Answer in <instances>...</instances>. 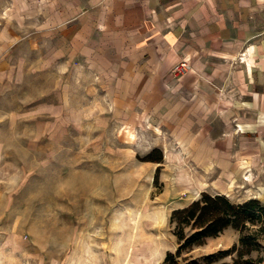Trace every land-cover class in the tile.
Here are the masks:
<instances>
[{"label":"rangeland","instance_id":"obj_1","mask_svg":"<svg viewBox=\"0 0 264 264\" xmlns=\"http://www.w3.org/2000/svg\"><path fill=\"white\" fill-rule=\"evenodd\" d=\"M78 3L0 0V264H162L178 248L172 213L202 193L264 205V85H241L237 61L171 71L196 77L175 133L154 102L130 112L120 81L80 53ZM241 237L230 228L191 256Z\"/></svg>","mask_w":264,"mask_h":264},{"label":"crops","instance_id":"obj_2","mask_svg":"<svg viewBox=\"0 0 264 264\" xmlns=\"http://www.w3.org/2000/svg\"><path fill=\"white\" fill-rule=\"evenodd\" d=\"M75 7L80 53L120 81L114 94L125 95L121 100L128 99L130 112L136 105L151 110L154 102L175 133L182 132L180 93L194 95L196 69L227 70L237 61L241 85H264V43L257 41L264 34V0H79ZM68 17L73 22L72 13ZM69 37L76 44L67 29ZM182 61L194 72L179 83L170 72ZM185 116L187 135L193 120Z\"/></svg>","mask_w":264,"mask_h":264},{"label":"trees","instance_id":"obj_3","mask_svg":"<svg viewBox=\"0 0 264 264\" xmlns=\"http://www.w3.org/2000/svg\"><path fill=\"white\" fill-rule=\"evenodd\" d=\"M170 223L178 248L168 252L162 264H228L221 262L235 253L237 257L232 264H258L250 257L259 237V231L251 228L262 225L264 231V205L258 200L234 204L226 196L204 192L186 208L175 210ZM230 228L242 234L239 246L200 259L191 256L196 248Z\"/></svg>","mask_w":264,"mask_h":264},{"label":"built area","instance_id":"obj_4","mask_svg":"<svg viewBox=\"0 0 264 264\" xmlns=\"http://www.w3.org/2000/svg\"><path fill=\"white\" fill-rule=\"evenodd\" d=\"M190 64L187 61H182L181 63H179L174 69H173V73L176 76L179 75H183L186 72H188L190 70Z\"/></svg>","mask_w":264,"mask_h":264}]
</instances>
